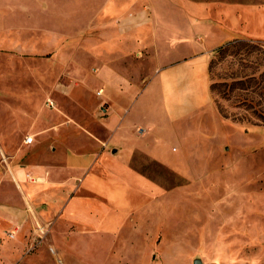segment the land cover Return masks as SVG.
Returning <instances> with one entry per match:
<instances>
[{
  "label": "rangeland",
  "instance_id": "obj_1",
  "mask_svg": "<svg viewBox=\"0 0 264 264\" xmlns=\"http://www.w3.org/2000/svg\"><path fill=\"white\" fill-rule=\"evenodd\" d=\"M204 3L213 26L198 24ZM237 38L256 47L218 59ZM206 51L213 102L164 114L150 78ZM263 72L264 0H0V264H86L84 226L26 203L10 168L86 150L96 168L111 163L117 149L102 160L91 135L103 136L95 119L109 114L152 153L127 156L145 180L131 183L142 206L117 232L95 230V264H264ZM242 74L256 81L231 87Z\"/></svg>",
  "mask_w": 264,
  "mask_h": 264
},
{
  "label": "crops",
  "instance_id": "obj_2",
  "mask_svg": "<svg viewBox=\"0 0 264 264\" xmlns=\"http://www.w3.org/2000/svg\"><path fill=\"white\" fill-rule=\"evenodd\" d=\"M199 6L205 14L201 16L198 24L202 25L206 22L213 26L215 24L214 18L210 14L207 16L209 13L208 5L204 3ZM226 16L230 23L235 18L233 15L232 18ZM219 18H221L220 15ZM126 32L124 31V34ZM200 35L205 42L206 37L203 34ZM225 37L226 35L222 37L221 41L226 39ZM208 52L195 55L188 60L161 66L148 82L150 86L159 76V81L151 89L152 104L163 108L164 114L168 113L175 116L176 113L185 112L202 102L212 103L213 96L208 75ZM126 82L129 83L123 77V83ZM147 84L144 87V92L149 88H147ZM112 107L110 104L107 110L108 114ZM95 120L101 124L103 138L95 133L91 135L96 139L97 146L100 144L99 141L104 144V148L101 149L102 160L108 153L106 148L109 144H113L111 147L113 152L117 149V152L108 157L109 159L112 158L111 163L102 164V167L96 168L93 165L94 157H89L87 154L90 152L86 150L78 151L76 154L79 157L72 158L67 164H34L10 168L12 177L16 185L20 187L26 203L42 200L44 215L59 211L62 216L84 226L83 231L87 239L81 243L82 246H78L77 251L81 256L84 255L83 259L87 260L86 264H95L93 260L99 261L95 257L97 255L91 252L89 248L90 242L95 239L93 238L95 230L108 234L117 232L123 221L142 206L138 202L142 199L141 191L133 188L131 183L137 181L141 187L145 180L130 171L126 164L127 156L134 149L152 153L142 146L135 134L129 135L126 131V119H122L118 126L116 125L118 122L116 115L109 114L106 118ZM117 143L125 146H120ZM84 154L86 156H83ZM120 154L124 155L123 161L117 160ZM97 169H102V173H99ZM29 175L37 177V181L32 183L28 181ZM84 191L101 195L107 203L91 197L90 194H85ZM9 205L15 206L8 203L6 205L7 212H10L9 207L11 206ZM97 241L105 247L102 241ZM8 258L9 261L14 260L15 255H13L12 250Z\"/></svg>",
  "mask_w": 264,
  "mask_h": 264
},
{
  "label": "trees",
  "instance_id": "obj_3",
  "mask_svg": "<svg viewBox=\"0 0 264 264\" xmlns=\"http://www.w3.org/2000/svg\"><path fill=\"white\" fill-rule=\"evenodd\" d=\"M243 47H245L246 51H250L253 47L256 46L254 45V43H251L249 40H246L245 38H237L233 40H228L225 43L218 46L215 49V55L216 57H218V59H222L227 55H234L239 53V51ZM262 75H264V72L262 73ZM253 81L254 82L256 81L254 75L242 74L237 79H234L232 81L231 87H234L233 86L234 84H240L241 88H245L244 86L246 85V83H251ZM216 85L217 83H213L212 85H210V89L211 87L213 88V86L215 87ZM256 114L260 117L264 116L263 112L256 111Z\"/></svg>",
  "mask_w": 264,
  "mask_h": 264
},
{
  "label": "water",
  "instance_id": "obj_4",
  "mask_svg": "<svg viewBox=\"0 0 264 264\" xmlns=\"http://www.w3.org/2000/svg\"><path fill=\"white\" fill-rule=\"evenodd\" d=\"M194 264H198V260H195V261H194Z\"/></svg>",
  "mask_w": 264,
  "mask_h": 264
},
{
  "label": "built area",
  "instance_id": "obj_5",
  "mask_svg": "<svg viewBox=\"0 0 264 264\" xmlns=\"http://www.w3.org/2000/svg\"><path fill=\"white\" fill-rule=\"evenodd\" d=\"M31 140L29 137L27 138V141Z\"/></svg>",
  "mask_w": 264,
  "mask_h": 264
}]
</instances>
